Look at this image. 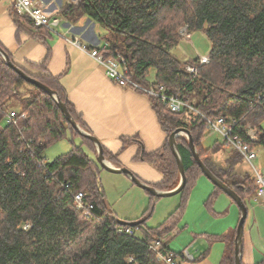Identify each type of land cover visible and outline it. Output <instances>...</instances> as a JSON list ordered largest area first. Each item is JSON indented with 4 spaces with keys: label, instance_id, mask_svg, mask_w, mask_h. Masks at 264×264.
<instances>
[{
    "label": "trees",
    "instance_id": "16d2710c",
    "mask_svg": "<svg viewBox=\"0 0 264 264\" xmlns=\"http://www.w3.org/2000/svg\"><path fill=\"white\" fill-rule=\"evenodd\" d=\"M14 15L16 22L24 19L38 32V40L49 34L35 28L27 17L15 11ZM57 16L71 24L91 20L105 32L98 34L100 43L95 48L104 46L105 55L119 56L121 69L133 81L144 87H162L166 95L176 96L198 111L185 108L171 113L159 98H150L166 139L155 152H141L137 157L161 173L160 181L146 184L157 191H170L178 185L177 161L168 138L182 127L190 132L204 165L247 206L257 189L254 175L236 170L242 157L234 149L225 156V165L211 159L210 155L225 143L215 141L203 148L205 133H211L203 117L222 118L241 143L250 149H264V0H77L76 4L63 3ZM184 27L187 34H205L210 44L208 63L201 65L199 58L181 62L172 55ZM0 48L13 65L53 90L73 121L88 132L58 78L47 71L46 61L28 69L17 64L1 44ZM186 65L194 66L195 74L188 73ZM150 70L154 71L153 80L148 79ZM10 112L14 117L7 123ZM247 129L255 132V141L247 136ZM67 135L71 148L47 161L45 149ZM135 140L125 139L123 146ZM175 143L186 176L180 204L153 228L145 226L159 199L153 195L141 218L118 220L105 203L96 146L73 129L52 97L25 82L0 55V264H165L150 248L155 242L157 252L176 260L175 255L181 253L173 252L163 238L183 217L202 172L186 136L179 135ZM102 149L105 159L112 162L110 153ZM77 192L93 205L88 219L74 208L73 195ZM220 192L214 186L205 200L207 209L212 208ZM25 223L30 227L23 230ZM88 227L94 228L91 245L78 253H66ZM116 227L131 228L134 235L118 233ZM235 233L209 237V242L220 240L226 245L219 264L234 263Z\"/></svg>",
    "mask_w": 264,
    "mask_h": 264
},
{
    "label": "crops",
    "instance_id": "0c3cea01",
    "mask_svg": "<svg viewBox=\"0 0 264 264\" xmlns=\"http://www.w3.org/2000/svg\"><path fill=\"white\" fill-rule=\"evenodd\" d=\"M40 1L54 3L58 11L63 3L77 2V0ZM13 9L12 0H0V44L12 55L13 60L25 68L46 61L47 71L58 78L88 133L96 137L113 157L112 162L108 161L111 166L128 169L143 183L154 184L160 181L161 173L153 164L137 159L141 152L149 154L158 150L166 139V134L152 108L151 99L143 93L121 87L109 80L94 59L68 42L79 39L89 49L97 47L99 42L93 30L95 24L89 19L71 24L60 18V30L55 28L52 32L48 31L49 34L44 33L43 39L38 40L36 38L38 32L32 29L26 20L19 19L16 22ZM131 138L136 140L123 146V141ZM211 159L214 161L213 155ZM212 185L201 175L190 192L183 214L185 218L183 229L189 231L193 240L183 250L186 256L183 255V251L180 255H175L176 259L181 260L178 264H219L226 245L220 240L209 242V237L232 235L236 231L237 225L233 228L232 221L227 226L218 221L226 213L220 204L217 211L214 209V203L219 195L210 210L205 206V200L213 192ZM252 199L257 201L255 196ZM192 204L194 205L191 209ZM193 208H197L196 211L207 218L208 216L217 218L215 219L217 225L214 223L211 230L193 229V223L191 224L188 218ZM232 213L235 218H240V212L237 214L236 211H232ZM200 239L209 247L205 248L206 244L198 243ZM215 244L217 249L214 254L212 247ZM206 251V256L197 261V258ZM256 258H259L258 262ZM240 261L241 264L264 262V252H255L248 233L242 236Z\"/></svg>",
    "mask_w": 264,
    "mask_h": 264
},
{
    "label": "rangeland",
    "instance_id": "374dc122",
    "mask_svg": "<svg viewBox=\"0 0 264 264\" xmlns=\"http://www.w3.org/2000/svg\"><path fill=\"white\" fill-rule=\"evenodd\" d=\"M56 28L60 30L61 27L58 26ZM93 30L97 41L100 43L98 34L105 33L104 30L100 29L98 26H95ZM209 49L210 44L205 34L202 31H192L188 34H182L179 44L175 49L172 50L171 53L178 60L184 62L188 60H194L202 56H208ZM153 78L154 71L150 70L148 79L153 80ZM15 106H17V104H15ZM262 126L264 128V122L262 123ZM204 136L205 137L202 144L205 148L212 146L215 141H218L219 143L222 142L221 137L215 132H207ZM78 143V139H75V144ZM70 148V138L69 135H67L64 139L55 142L45 149L44 158L47 161H52L57 156L65 154ZM231 150L232 148L230 146H224L217 153L211 154L210 157L213 155L214 162L216 164L225 165V162L223 163V161L225 156H227ZM253 150L257 155L256 160L253 162V166L264 177V149L262 147H255ZM236 170H239L242 173L254 175L252 167L243 159L241 162L237 163ZM204 179H206V181L212 185V183L206 177H204ZM99 180L104 192L105 203L114 212L118 220L129 221L141 218L142 214L149 206L150 194L148 192L133 184L126 176L122 174L115 175L104 170H100ZM218 195L219 198H217L218 200L216 199V203H214V209L217 211V208L219 207L218 205L220 204L223 206V210L226 211L225 216H223L218 221H220L222 225L226 224L225 226H227L232 221L233 228L236 227L239 218H235L232 211H236L237 214L239 213L237 205L225 193L220 192ZM180 202L181 194L157 199L154 204L153 212L145 222V226L153 228L161 224L167 218V216L177 208ZM227 204L229 205L227 206ZM193 205L194 204H192L191 209ZM246 205L247 217L243 225V234H250L255 252H264V204L250 199ZM196 210L197 208H193L188 216L190 223H193V229L201 231L211 230L214 223V225H217L215 222L217 221L215 220L217 218L214 219L209 216L207 218L205 215L199 214ZM184 219V217L181 218L176 229L163 238L164 241H167L169 248L173 252L181 253L193 240V236H190L189 231H185L183 229ZM93 235L94 228H86L83 230L78 239L74 241V243H72L68 248H66V253H78L89 247L93 241ZM136 236L139 237L141 234L136 232ZM198 241L200 244H206L202 239ZM207 246L208 244H206L205 248H207ZM212 248L214 250L212 253L214 252L215 254L217 244H215ZM183 255L186 256L184 251ZM256 260L258 262L259 258H256ZM180 261V258L176 259L177 264L180 263Z\"/></svg>",
    "mask_w": 264,
    "mask_h": 264
},
{
    "label": "built area",
    "instance_id": "2783aa9c",
    "mask_svg": "<svg viewBox=\"0 0 264 264\" xmlns=\"http://www.w3.org/2000/svg\"><path fill=\"white\" fill-rule=\"evenodd\" d=\"M12 6L17 15L27 17L35 28H43L49 32H52L61 23V19L57 16L59 12L58 8L54 3H43L40 0H12ZM182 34H186L185 27L183 28ZM68 42L77 46L83 52L87 53L92 59H94L102 68L106 77L115 84L143 93L149 98H159L165 104L167 110L171 113H179L185 108L198 113L195 108L180 98L166 95L163 92L162 87H144L133 81L127 74V71L121 69L122 59L119 56L114 58L105 55L104 46H102L100 49H89L88 46L83 45L79 39L68 40ZM208 61V56H202L199 58V63L201 65L208 63ZM185 70L188 73L195 74V67L192 65H186ZM13 117L14 112H10L6 117V122L10 123ZM203 118L207 123V130L217 133L221 137L222 142L225 143V146H230L232 149L236 150L241 155L242 159L252 167L255 185L257 187L255 198L257 201L264 204V177L253 166V162L257 158L256 152L253 149H250L247 145L241 143V141L236 136H232L230 129L222 118H218L216 120H210L206 117ZM247 136L252 141L256 140L255 132L251 129H247ZM73 204L74 208L80 213L81 217L88 219L91 216L93 205L85 202L84 194L82 192H77L73 195ZM29 227L30 224L25 223L22 226V229L26 230ZM115 229L118 233L134 235V232L131 228L123 229L122 227H116ZM150 248L157 253L158 259L163 261L165 264H177L176 260L172 258V255L163 256L157 252L158 242L153 243Z\"/></svg>",
    "mask_w": 264,
    "mask_h": 264
},
{
    "label": "water",
    "instance_id": "95a60500",
    "mask_svg": "<svg viewBox=\"0 0 264 264\" xmlns=\"http://www.w3.org/2000/svg\"><path fill=\"white\" fill-rule=\"evenodd\" d=\"M0 55L3 57L4 62L7 67L11 68L15 73H17L25 82L32 84L36 86L37 88L44 91L46 94H48L50 97L53 98V100L56 102L57 106L61 110L62 114L64 115L65 119L68 121V123L75 129L81 136L86 137L90 141L93 142V144L96 146V155L95 159L98 165L101 167V169L113 173V174H123L126 175L130 181L138 186L139 188L145 190L150 195H153L158 198L163 197H169L176 194H179L180 191L183 189L185 182H186V176L184 172L183 163L181 161L178 149L176 147L175 139L179 135H185L188 141L189 149L192 153V156L198 165V167L201 169L202 175L206 177L213 186L219 188L223 193H225L238 207L240 212V218L238 220V224L236 227V233H235V245H234V263L233 264H241L240 261V244L243 236V225L245 222V219L247 217V207L245 206L242 199L228 186H226L224 183H222L219 179H217L211 171L204 165V163L201 161L195 146L193 144V139L191 137L190 132L185 128H177L175 131H173L168 138L169 146L173 152V154L176 157L177 161V167L179 171L180 181L176 188L170 191H157L154 188L148 186L146 183H143L140 181L137 177H135L128 169L124 167L115 168L111 166V164L105 159L103 154L102 145L99 142V140L94 137L93 135L89 134L88 132H85L79 128V126L73 121L71 118L66 106L60 101L58 95L48 88L47 86L43 85L42 83L38 82L37 80L27 76L21 69L13 65V63L10 61L8 55L0 48ZM134 225V224H133ZM264 264V262L262 263Z\"/></svg>",
    "mask_w": 264,
    "mask_h": 264
}]
</instances>
